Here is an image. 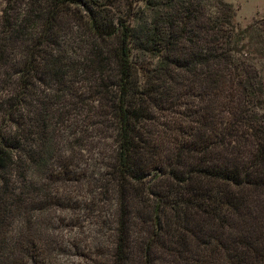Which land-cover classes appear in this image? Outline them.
Returning <instances> with one entry per match:
<instances>
[{
  "label": "trees",
  "instance_id": "16d2710c",
  "mask_svg": "<svg viewBox=\"0 0 264 264\" xmlns=\"http://www.w3.org/2000/svg\"><path fill=\"white\" fill-rule=\"evenodd\" d=\"M232 17L0 0V264H264V14Z\"/></svg>",
  "mask_w": 264,
  "mask_h": 264
},
{
  "label": "rangeland",
  "instance_id": "374dc122",
  "mask_svg": "<svg viewBox=\"0 0 264 264\" xmlns=\"http://www.w3.org/2000/svg\"><path fill=\"white\" fill-rule=\"evenodd\" d=\"M229 4L233 11L232 22L238 27H244L252 20L264 14V0H222ZM87 228V227H86ZM88 230V229H87ZM65 235L71 234L68 228L65 230ZM76 261L73 259V264ZM78 264H83L78 262Z\"/></svg>",
  "mask_w": 264,
  "mask_h": 264
}]
</instances>
